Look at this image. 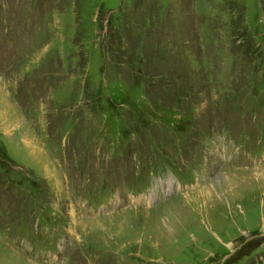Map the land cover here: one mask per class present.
Masks as SVG:
<instances>
[{
  "label": "rangeland",
  "instance_id": "1",
  "mask_svg": "<svg viewBox=\"0 0 264 264\" xmlns=\"http://www.w3.org/2000/svg\"><path fill=\"white\" fill-rule=\"evenodd\" d=\"M0 264H264V0H0Z\"/></svg>",
  "mask_w": 264,
  "mask_h": 264
},
{
  "label": "bare ground",
  "instance_id": "2",
  "mask_svg": "<svg viewBox=\"0 0 264 264\" xmlns=\"http://www.w3.org/2000/svg\"><path fill=\"white\" fill-rule=\"evenodd\" d=\"M44 170L45 171H52L51 170V168L49 167V165L48 164H44ZM259 172H260V170H259ZM255 173V172H254ZM253 173V174H254ZM53 175V174H52ZM228 180V179H227ZM220 184V183H219ZM222 187V186H221ZM199 194H201L202 196H204L205 195V189H203L202 191H199L198 193H197V195H199ZM190 195V194H189ZM191 196V195H190Z\"/></svg>",
  "mask_w": 264,
  "mask_h": 264
},
{
  "label": "clouds",
  "instance_id": "3",
  "mask_svg": "<svg viewBox=\"0 0 264 264\" xmlns=\"http://www.w3.org/2000/svg\"><path fill=\"white\" fill-rule=\"evenodd\" d=\"M228 177L227 176H223L221 178H218V181H227Z\"/></svg>",
  "mask_w": 264,
  "mask_h": 264
}]
</instances>
